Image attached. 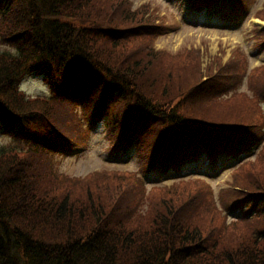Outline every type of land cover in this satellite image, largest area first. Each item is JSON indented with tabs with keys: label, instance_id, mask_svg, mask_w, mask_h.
<instances>
[{
	"label": "trees",
	"instance_id": "obj_1",
	"mask_svg": "<svg viewBox=\"0 0 264 264\" xmlns=\"http://www.w3.org/2000/svg\"><path fill=\"white\" fill-rule=\"evenodd\" d=\"M96 1L107 0H0L1 18L7 16L8 22L15 20L16 27L22 26V30L17 29L11 34L12 39H9L16 54H0V60L4 61L0 62V128H6L12 137L17 135L24 140L27 147L25 149L30 151L27 155L16 154L19 160L20 157L25 160L14 174H10L8 170L11 159L7 160L8 157L0 154V264H264V157L253 165V169L234 181L236 189H239L235 190V194L240 199L235 201L232 209L249 205L246 212L240 215V221L230 226L217 225L207 216L197 218L195 212L200 208L199 195H193L188 186L182 188V193L176 196L173 194L176 189L171 188L157 198L151 197L148 208L143 213H139V204L144 199L143 190L140 188L135 191L132 179L130 183V177L126 176L108 174L106 183L110 188H115L116 200L114 209L107 212L100 208L93 210L87 193H58L54 203H59H53L56 210H49L44 200L34 203L31 191L26 193V188L30 189L28 183L44 182L45 178L51 183L58 181L49 174V167L42 162L40 155L54 156V148L43 140L41 143L45 147H40L38 140L30 134V131L38 133L34 126L39 121L34 111L38 105L25 107L23 112L18 111L6 99L7 95L11 98L18 95V85L24 74L25 77L41 76L58 91L69 90L67 92L77 94L76 90H83L84 92L79 93L81 98H78V102L85 108L86 115L91 118L92 114H107L108 127L115 141L126 127L133 133L135 131L142 138L141 148L146 155V163H158L169 146L174 151L168 153H174L177 163L195 156L197 150H206L213 158L217 142L228 149L230 142L235 140L233 136L221 139L220 135L227 130L233 132L239 127L235 125L244 123L196 118L197 115L193 112L206 116L220 114L215 111L218 109L199 100L202 95H210L212 99L219 95L215 90L216 85L200 76V81L192 86L183 84V87L169 96L171 98L163 95L167 101L159 103L160 108L170 103L175 107L177 119L172 117L168 120L175 127L172 139L168 136L169 130L165 132L154 128L152 124L156 122L148 112V107L157 100L151 94H146L143 90L145 85H140L139 82L145 64L138 60L132 68L130 63L127 64L126 70L102 64L96 44L107 40V45L112 48L119 45H139L141 51L145 48L148 55L163 62L166 72L174 70L173 58L167 61L163 55L152 49L149 51L150 44L143 39L145 36L151 43L153 38L145 27L148 21H154L153 16H148L149 7L144 6V11L131 13L129 0H115L118 15L122 13L128 18H141L138 21L130 19L128 26L126 21L123 28L116 27V30H122L121 33L102 28V23L92 21L90 17L83 18L78 13L82 5L91 2L97 4ZM140 13L143 15H138ZM64 19L78 20L81 25L74 26L64 22ZM142 24L143 30L135 28ZM1 26L0 35L3 32ZM263 34L264 32L258 33L261 43ZM1 38L5 40V37ZM88 43L90 45L87 48ZM182 61L186 68L197 66L194 71L201 65L199 61H192V58ZM119 62L122 64V61ZM191 63L194 64L186 66ZM146 64L150 68V61ZM232 68L229 65L222 70L226 72ZM132 69L136 71L135 74ZM209 72L213 75V71ZM194 74L196 75L190 76L185 82L195 80L197 73ZM83 78L91 79L94 83L85 86ZM257 78L264 82V72ZM230 89V84H226L224 92ZM99 92L105 93L107 98L103 100ZM99 98L101 102L97 105V112L93 113ZM179 99L181 101L175 105ZM117 104L122 110L113 108ZM243 113L249 114L241 104V116ZM165 117L168 116L164 115ZM135 119H139L136 127L132 122L127 123ZM195 126L200 127L198 135ZM155 130L157 136H153L154 140H151L149 134H153ZM70 132L73 135L74 131L70 129ZM261 155H264V150L259 156ZM239 167L234 178L242 172L241 165ZM13 178L16 182L10 180ZM73 196L77 200L75 204L68 201ZM83 197L87 199L84 200ZM101 199L106 200L104 197ZM172 202L177 205L165 210L166 213L170 212L169 218L164 219L169 225L164 224V229L161 226L163 231L157 232L159 210ZM91 208L93 220H87ZM15 213L20 219L26 218L27 213H32L35 217L34 226L28 228L27 219L17 220L13 216ZM46 214H54L50 222L43 216ZM40 226L46 229L45 233L51 232L50 229L54 230L52 237L47 238L43 233H37ZM233 227L241 231L245 241L242 247L228 254L224 251V243L228 239L227 229Z\"/></svg>",
	"mask_w": 264,
	"mask_h": 264
},
{
	"label": "rangeland",
	"instance_id": "obj_2",
	"mask_svg": "<svg viewBox=\"0 0 264 264\" xmlns=\"http://www.w3.org/2000/svg\"><path fill=\"white\" fill-rule=\"evenodd\" d=\"M129 2L131 13L134 11L142 12L144 11V6H146L149 7L148 16H153L154 21L159 20L161 23L168 24H165L167 28L175 26L169 35L156 38L154 42L155 46H152L145 36L143 37L156 52L160 49L168 51L169 53H167V55L177 54V61H172L174 70L171 72L164 71V63H160V61L148 55L145 48H142L141 51L139 45L135 47H122V45H119L118 47L112 48L107 45L106 41L103 43L97 42L96 47L99 57L104 64L110 65L115 69L122 70L120 68L122 67L126 70L127 64L130 63L132 68L135 62L138 60V62L142 61L145 64L143 66L145 68L143 70L144 73L142 72V78H139L140 85H145L143 90L146 94H151L154 98H158L157 101L160 102H163V99L167 100V98H171L169 96L175 93L179 87H183V84H185V86H192L202 78L211 76L206 79L210 83L216 85L215 90H217L221 98L214 100L210 95H202L199 97V100L205 102L212 108L218 109L215 111H219L220 114L206 116L201 113L197 114L193 112L194 115H197L196 118L201 117L216 122H237L238 115L236 109L237 102L239 101L249 113H243V117L239 120L251 124H261L262 127H264V115H257L254 113V100L246 93V84L241 89V94L237 97H232V94L229 95V93L224 92L226 84L231 83L232 80L229 79V71L224 72L222 70L226 65L229 66L231 63H237L239 66H242L245 74H253L256 72L253 77L254 81L259 79L256 77H258L260 73L264 72V47H257L253 38L254 27L257 26L261 29L264 25V22L258 19L255 20L256 16L260 14L264 16L262 12L256 15L262 8L264 0H255L253 3L247 4L245 14L238 18L226 16L222 11H209L206 8L203 9L204 11L202 14L193 10L195 12V14L191 15L193 19L206 22L212 21L215 27L195 26L191 24L184 15V13L189 11V7L179 6L182 0H129ZM78 13L81 14L83 18L90 17V19H93L92 21L102 23L100 26L106 28H123L126 26V21L128 26V21H130V19H141L137 16L128 18V16H124L122 13L118 15L115 11V0L98 1L97 4L91 2L82 5ZM138 15L141 16L143 14L140 13ZM6 17L7 16L0 17V25H2L1 29L7 34L8 38L17 29L22 30V26L16 27L14 23L15 20L10 23L8 22L9 18ZM77 17L78 16H76V18ZM163 20L166 21L162 22ZM89 45L90 43H88L87 48ZM11 48L12 47L8 46L7 42L0 43L1 53L8 54L7 51H15ZM187 58H192L194 62L199 61L201 63L200 68L194 71L197 66L190 68L184 67V62L182 60H186ZM166 60L170 61L168 56ZM119 61H122V64ZM149 61L151 64V66H149L150 68H148L146 64V62ZM0 62L4 63V61L1 60ZM193 64L194 63H191L186 66H192ZM210 70L213 71V75H210ZM132 73L135 74L136 71L132 69ZM194 73H197L196 79L190 83H186V79L196 75ZM128 74L132 76L130 73ZM21 82V89L27 93L26 95L28 97L35 98L49 93L46 83L43 82L40 76L26 77ZM256 85L258 87L260 82H256ZM162 90H164L163 93L161 92ZM163 95L167 98H164ZM12 97L13 98L7 95L6 99H8L18 111L24 112L25 107L29 108L33 106L32 104L38 105L35 110L42 112L48 111V103L44 98L32 100L31 103V100L24 101L17 94ZM262 109L264 112V106H262ZM68 110L69 106H66L65 111L68 112ZM78 118H82V115ZM77 120L79 121V119ZM80 124L83 125L84 121H81ZM165 128L167 129L165 131L169 130L168 136L172 139V132L175 130V127L166 124ZM195 128L198 129L196 131L198 135L200 127L195 126ZM91 132L92 133L89 134L87 139L88 152L85 154L77 157H55L40 154L42 156V162L46 163L49 167V174L54 176L58 182L51 183L45 178L44 182L28 183L30 189L26 188V193L28 194L31 191V195L35 198L33 201L34 203L44 200L49 210H56L57 207L53 205V203L55 202L56 196L59 195L58 193L73 195L86 194L89 192L87 197L93 206V210L98 208L103 209L104 212L113 210L116 200L115 188H110L106 183L108 174H112L116 177H130L128 181L131 183L132 179V183H134L132 186L135 191L142 188L144 199L139 204V213H143L147 210L151 197L155 196L157 198L159 194L167 193L170 187L176 189V192H173L175 196L179 195L182 193V188L184 189L188 184L193 195H199L200 208L195 212V216L197 218L207 216L214 220L217 225L225 224L226 226H230L240 221L238 218L228 214L231 206L236 200L240 199L236 197L235 190L237 189L234 181L246 171L253 169V165L264 157V155H261L257 157V160L241 165L242 172L235 178L233 171L235 167H237L238 162H240L242 154L234 157L231 153L226 151L218 153L213 161V165L210 167H208V158L202 155L197 162L193 164L187 163L177 172L169 171L165 173V176H158L157 173L162 171H151L148 175H145V164L142 158L138 160L134 147L121 152V154L115 157L113 154L111 155V153H109L110 143L107 139V129L102 125ZM30 134L38 140L40 147H45V145L41 143L42 140H45L40 136L39 132L35 133L30 131ZM239 147H243L244 149L247 148V146H243L242 143L239 144ZM25 148L27 147L24 140L19 139L17 135L15 138L8 136L4 130L0 128V154H3L4 157H8L7 160L11 159V161L8 162L10 174H14V172L19 169L20 164L25 160L23 157H20L19 160L16 154L27 155L30 152ZM108 153L111 155L110 159L117 158L119 160H129L119 163L114 160H110L111 162H109V160H106V158H109ZM253 157L254 156H252V158ZM242 159H245V157ZM28 162L32 165L30 160H28ZM236 170L237 169H235V171ZM147 171L149 172L150 169ZM197 171H205L210 176L200 174L194 175ZM188 179L189 183L179 182ZM201 179L206 181H202ZM10 180L16 182L14 178ZM19 187L22 190V187ZM66 187L69 189H66ZM34 189L35 191H33ZM101 197L106 198V200H102ZM83 199L86 200L87 198L83 197ZM68 201L74 204L77 202L75 196L68 199ZM241 203L247 204L246 202ZM176 205V203L172 202L161 207L158 214L157 224H159V228L156 229L157 232L160 230L163 231L164 227L168 224V222L164 221V219L169 218L170 214V212H165L166 208L173 209ZM236 214H238L237 211ZM13 216L20 221L27 219L28 228L34 226L35 217L32 213L26 214L30 219L27 217L20 219L17 213L13 214ZM43 216L50 222L54 214H46ZM87 220H93L92 208L87 215ZM141 230L147 231L146 229ZM227 230H229L226 233L228 239L224 243V251L229 254L232 250H238L240 246L242 247V243L245 239L238 229H234L233 227ZM45 231L46 229L40 226V228L38 227L37 233H43L47 238H51L54 230L50 229L51 232L47 233H45ZM219 231L222 230L220 229ZM172 233L175 232L172 231ZM148 237H150L149 234Z\"/></svg>",
	"mask_w": 264,
	"mask_h": 264
}]
</instances>
